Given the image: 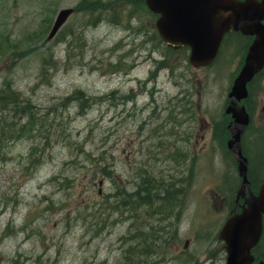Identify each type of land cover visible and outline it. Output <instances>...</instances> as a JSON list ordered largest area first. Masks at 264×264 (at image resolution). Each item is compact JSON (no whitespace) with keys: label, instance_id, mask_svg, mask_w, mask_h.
<instances>
[{"label":"rangeland","instance_id":"374dc122","mask_svg":"<svg viewBox=\"0 0 264 264\" xmlns=\"http://www.w3.org/2000/svg\"><path fill=\"white\" fill-rule=\"evenodd\" d=\"M92 1L0 0V90L10 84L31 105L0 110V264H223L217 235L240 186L224 110L245 49L230 35L195 69L161 41L144 0ZM257 79L240 142L254 194L264 184ZM78 91L86 101L71 98ZM145 180L143 193L168 198L139 195Z\"/></svg>","mask_w":264,"mask_h":264},{"label":"water","instance_id":"95a60500","mask_svg":"<svg viewBox=\"0 0 264 264\" xmlns=\"http://www.w3.org/2000/svg\"><path fill=\"white\" fill-rule=\"evenodd\" d=\"M145 5L152 13L160 15L156 29L169 47H189V63L194 68L211 65L223 36L230 30L256 37L233 82L225 110L232 118L227 148L236 158L242 181L237 200L244 198L246 192L249 196L242 211L230 217L219 232V240L224 242L227 253L226 264H252L251 250L258 244L263 229L264 184L258 194L253 195L247 176V159L240 145L249 117L245 107L239 103L247 97V84L264 66V0H145ZM72 13V9L58 13L48 40L56 35ZM258 264H264V260Z\"/></svg>","mask_w":264,"mask_h":264},{"label":"trees","instance_id":"16d2710c","mask_svg":"<svg viewBox=\"0 0 264 264\" xmlns=\"http://www.w3.org/2000/svg\"><path fill=\"white\" fill-rule=\"evenodd\" d=\"M96 0H93L92 2H94ZM144 7V5H143ZM71 98H73V100L75 101H79V102H83L86 101L85 98L83 97V93L78 91L75 92ZM29 106H31L29 103H24L20 101V98L18 96V93L16 91L13 90L12 86L10 84L5 83L3 85V87L0 90V110L2 111H10L13 113H22V114H28L30 111H28V108H30ZM80 112L84 111V107L82 105H80L79 107ZM31 118L32 115H30ZM32 125H33V121H25V123L23 124L22 128H24L25 133L29 134L32 131ZM2 130V129H1ZM0 130V132H1ZM5 130H2V133H4ZM21 133V131H20ZM249 171V170H248ZM148 180H145L143 185L140 187V192L139 195H143L144 198H156L157 200H165L168 198V195L165 193V191H159L157 193H143L141 191L142 188H144V190L146 191V182ZM146 185V186H145ZM152 190H155L154 187H152ZM143 198V197H142ZM144 206L146 207H150V204L145 203Z\"/></svg>","mask_w":264,"mask_h":264},{"label":"flooded vegetation","instance_id":"af4514ba","mask_svg":"<svg viewBox=\"0 0 264 264\" xmlns=\"http://www.w3.org/2000/svg\"><path fill=\"white\" fill-rule=\"evenodd\" d=\"M240 1H243V0H240ZM257 1H261V0H257ZM149 13V12H148ZM156 16V15H155ZM159 18V16H156V20ZM263 23H264V21H263ZM232 36H236V38L235 39H238L239 41V44H241L242 46H241V48L243 49H245V51H244V57H243V60H244V58H245V55H246V53H247V50H248V48H249V46L251 45V43L253 42V40H254V37H250V36H245V35H242L240 32H231L230 33ZM228 36V35H227ZM228 38V37H227ZM243 62V61H242ZM263 75V74H262ZM261 75V76H262ZM258 80V79H257ZM254 84V81L253 82H251L250 84H249V87H248V90H249V92H251V88H252V85ZM250 97L249 98H247L243 103H244V105L245 106H250ZM242 203V202H241ZM240 202H239V206L238 207H240V204H241ZM235 211H234V209L233 210H231L230 211V213L229 214H232V213H234ZM221 243V242H220ZM220 251H221V253H222V259H223V264H226V254H225V251H224V249H223V244H222V246L220 247ZM212 264H215V263H213V261H212Z\"/></svg>","mask_w":264,"mask_h":264},{"label":"bare ground","instance_id":"6f19581e","mask_svg":"<svg viewBox=\"0 0 264 264\" xmlns=\"http://www.w3.org/2000/svg\"><path fill=\"white\" fill-rule=\"evenodd\" d=\"M130 250H133V249H129L128 252H129Z\"/></svg>","mask_w":264,"mask_h":264}]
</instances>
